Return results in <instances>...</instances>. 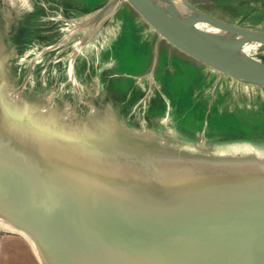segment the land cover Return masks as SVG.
I'll use <instances>...</instances> for the list:
<instances>
[{"label":"water","instance_id":"1","mask_svg":"<svg viewBox=\"0 0 264 264\" xmlns=\"http://www.w3.org/2000/svg\"><path fill=\"white\" fill-rule=\"evenodd\" d=\"M127 1L187 54L264 86V61L240 53L264 45V31L187 0ZM3 84L0 75V217L33 238L45 264H264V159L176 154L183 163L146 165L163 156L56 132Z\"/></svg>","mask_w":264,"mask_h":264},{"label":"rangeland","instance_id":"2","mask_svg":"<svg viewBox=\"0 0 264 264\" xmlns=\"http://www.w3.org/2000/svg\"><path fill=\"white\" fill-rule=\"evenodd\" d=\"M109 1L0 0L3 92L63 135L93 140L96 135L101 143L136 155L151 153L145 158L163 156L146 165L176 164L184 154L264 159V87L220 73L180 50L127 0L92 23ZM187 1L222 21L264 31V0ZM249 53L264 61V45ZM25 244L30 246L0 227V264H45Z\"/></svg>","mask_w":264,"mask_h":264},{"label":"bare ground","instance_id":"3","mask_svg":"<svg viewBox=\"0 0 264 264\" xmlns=\"http://www.w3.org/2000/svg\"><path fill=\"white\" fill-rule=\"evenodd\" d=\"M120 0H114V3L113 4H111L110 5V7L111 8H109L108 9V11H110V10H114L115 8H116V6H117V3L119 2ZM36 2H38V3H40V0H36ZM50 3V2H49ZM45 9H47V11H49L50 9L46 6L48 3H46L45 1H42L41 3H40ZM52 5V4H51ZM114 5H115V7H114ZM246 6V5H245ZM112 7L114 8V9H112ZM122 7V6H121ZM32 12H33V10H32ZM19 13V12H18ZM208 13V12H207ZM213 13V12H212ZM20 15V14H19ZM27 15V14H26ZM30 15V14H29ZM46 15V14H45ZM212 15V14H211ZM105 16H103V18H104ZM88 17H86V19H87ZM96 18H98V16H96ZM28 19V18H27ZM31 19H33V18H31ZM50 19V18H49ZM102 19V18H101ZM16 20V19H15ZM34 20H35V18H34ZM65 20V19H64ZM90 20V19H89ZM50 21V20H49ZM29 22V21H28ZM228 22H230V21H228ZM258 22V21H257ZM55 23V22H54ZM52 24V23H51ZM232 24V23H231ZM42 25V24H41ZM40 27H42V26H40ZM48 27V26H47ZM39 28V27H38ZM44 28V27H43ZM45 29V28H44ZM251 29V28H250ZM258 31H260L259 29H258ZM213 32H219V31H213ZM149 39V38H148ZM171 43V42H170ZM172 44V43H171ZM104 45L106 46L107 45V43H104ZM160 45V44H159ZM254 45H259V44H256V43H254V42H249V43H245V44H243V46H241L240 45V53H242V54H247V56L249 55V56H253V55H251L250 53H249V51L252 49V48H254ZM175 46V45H174ZM13 47V46H12ZM177 47V46H176ZM178 48V47H177ZM180 49V48H179ZM181 50V49H180ZM183 51V50H182ZM164 54V53H163ZM125 55V54H124ZM165 55V54H164ZM141 56V55H140ZM176 56H178V55H176ZM172 57V56H171ZM179 57V56H178ZM113 58H115V57H113ZM155 58H158V55H156L155 56ZM180 58V57H179ZM118 60L119 59H117V62H118ZM138 60V59H137ZM163 60V59H162ZM177 60V59H176ZM198 60V59H197ZM129 61V60H128ZM133 61V60H132ZM120 62V61H119ZM135 62V61H134ZM155 62V61H154ZM99 63H101V62H99ZM103 63V62H102ZM113 63V62H112ZM126 63V62H125ZM130 63H132V62H130ZM179 63V62H178ZM203 63V62H202ZM126 64H128V63H126ZM106 65V64H105ZM115 65H117V63L115 64ZM180 65V64H179ZM182 66V65H181ZM200 67V66H199ZM202 68V67H201ZM138 69V68H137ZM195 70V69H194ZM192 71H193V69H192ZM190 73H191V69H190ZM196 74H197V72H196ZM184 75V74H183ZM204 75V74H203ZM194 76V75H193ZM229 76V75H228ZM231 77V76H230ZM233 78V77H232ZM191 79H192V76H191ZM234 79H236V78H234ZM238 80V79H237ZM240 81H242V80H240ZM177 82V81H176ZM190 82V81H189ZM243 82H245V81H243ZM245 83H247V84H251V85H255V86H259V87H264V86H261V85H256V84H252V83H249V82H245ZM190 84V83H189ZM128 86V85H127ZM188 86V85H187ZM145 87H146V85H145ZM147 88H148V86H147ZM144 89H146V88H144ZM254 90H256V89H254ZM260 90V89H259ZM257 91V90H256ZM101 92V91H100ZM177 92V91H176ZM147 93V92H146ZM164 94V93H163ZM177 95V94H176ZM175 96V95H174ZM104 99V98H103ZM98 101V100H97ZM106 101V100H105ZM105 104V103H104ZM103 104V105H104ZM107 106V105H106ZM248 107V106H247ZM241 108H243V107H241ZM245 108V107H244ZM97 110V109H96ZM103 110V109H102ZM151 111V110H150ZM97 111H95V113H96ZM155 112V111H154ZM119 113H120V111H119ZM118 114V113H117ZM182 117H184V115L182 116ZM179 118H181V117H179ZM193 118H195V117H193ZM177 120V119H176ZM190 121H191V119H189ZM190 121H187V122H190ZM241 121V120H240ZM180 122V121H179ZM178 122V123H179ZM182 122H186V121H183L182 120ZM145 123V122H144ZM191 123V122H190ZM169 125V124H168ZM171 125V124H170ZM173 125V124H172ZM176 125V124H175ZM180 127H181V125H179ZM185 126V125H184ZM187 127V126H186ZM189 127V126H188ZM210 128V127H209ZM216 128V127H215ZM197 129V128H196ZM201 129V128H200ZM214 129V128H213ZM219 129V128H218ZM191 130V129H190ZM127 131V130H126ZM192 131H193V129H192ZM213 131V130H212ZM127 132H129V131H127ZM211 133V132H210ZM224 133V132H223ZM207 134L208 135H210L208 132H207ZM206 134V135H207ZM214 134V133H213ZM221 134H222V132H221ZM224 134H226V133H224ZM223 134V135H224ZM213 136V135H212ZM211 135H210V137H212ZM227 136V135H226ZM226 136H225V138H226ZM194 137V136H193ZM196 137V136H195ZM209 136H208V139L210 138ZM198 138V137H197ZM214 138V137H213ZM217 140L218 138H214V140ZM204 140V139H203ZM202 140V141H203ZM210 140V139H209ZM206 143V142H205ZM262 147V146H261ZM0 227H2V228H4L5 230H9V231H11V232H13V233H15V234H18V235H20V236H22L24 239H25V241L30 245V247L32 248V251L34 252V255L36 256V258H38V260L40 261V263H42V261H41V255L39 254V251H38V248H37V246H36V243L34 242V240H33V238H31V236H29L27 233H25V232H23V231H21V230H19V229H16L15 227H13L9 222H7L6 220H4L3 218H1L0 217ZM43 264V263H42Z\"/></svg>","mask_w":264,"mask_h":264},{"label":"crops","instance_id":"4","mask_svg":"<svg viewBox=\"0 0 264 264\" xmlns=\"http://www.w3.org/2000/svg\"><path fill=\"white\" fill-rule=\"evenodd\" d=\"M15 245H16V247H17L16 250H14L15 253H16L17 250H18L19 248H18V245H17V244H15ZM25 245H26V244H25ZM22 246L25 247L24 244H23ZM22 246H21V247H22ZM26 247H27L28 249L31 250V254H32V256L37 260L38 258H36V256L34 255V252H33L32 249L30 248V246H27V245H26ZM1 249H2V247H1ZM9 257H10V253L7 254V255L5 254V258H9Z\"/></svg>","mask_w":264,"mask_h":264},{"label":"flooded vegetation","instance_id":"5","mask_svg":"<svg viewBox=\"0 0 264 264\" xmlns=\"http://www.w3.org/2000/svg\"><path fill=\"white\" fill-rule=\"evenodd\" d=\"M201 10V9H200Z\"/></svg>","mask_w":264,"mask_h":264},{"label":"trees","instance_id":"6","mask_svg":"<svg viewBox=\"0 0 264 264\" xmlns=\"http://www.w3.org/2000/svg\"><path fill=\"white\" fill-rule=\"evenodd\" d=\"M21 48V47H20Z\"/></svg>","mask_w":264,"mask_h":264}]
</instances>
